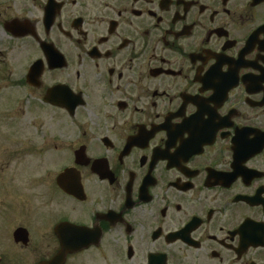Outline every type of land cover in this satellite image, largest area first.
Wrapping results in <instances>:
<instances>
[{
	"label": "flooded vegetation",
	"instance_id": "obj_1",
	"mask_svg": "<svg viewBox=\"0 0 264 264\" xmlns=\"http://www.w3.org/2000/svg\"><path fill=\"white\" fill-rule=\"evenodd\" d=\"M0 81V264H264V0H0Z\"/></svg>",
	"mask_w": 264,
	"mask_h": 264
},
{
	"label": "rangeland",
	"instance_id": "obj_2",
	"mask_svg": "<svg viewBox=\"0 0 264 264\" xmlns=\"http://www.w3.org/2000/svg\"><path fill=\"white\" fill-rule=\"evenodd\" d=\"M15 63V70L12 69L11 72L15 76L17 72L20 71V68L17 66V62L13 61ZM6 65L3 64V72H6ZM10 68V66H8ZM10 72V73H11ZM10 81V80H8ZM1 82V81H0ZM0 152L5 153H12L17 152L18 157L21 158L23 155H25L27 152L30 154L29 158L34 159V166L39 167L42 170V151H38L35 149V146L33 148L29 147V142L26 139V134L23 133L22 127L18 126H24L25 124L20 123L19 121H25L28 119L29 111L24 107L23 109L18 110L19 107L16 102V96L15 91L12 90V87L6 86L4 83H0ZM37 110H43V109H37ZM55 112V111H54ZM53 111H49L47 115L48 120L51 117V125H58L61 122H56L55 120L59 119L58 115H55ZM38 115L40 117L44 116V111H38ZM52 137L49 139V144L46 147L45 151L46 154H48V157H50L51 165H49L52 169H56L57 165L56 162L58 160V155L61 153L67 152V144L68 140L65 139L64 141L60 140L57 143H53ZM36 143H42V140L36 141ZM32 154V155H31ZM39 154L40 156H37ZM36 155V157H34ZM9 156V155H8ZM26 156V155H25ZM24 156V158H26ZM26 160V159H25ZM23 159L18 160V163L23 162V166L26 165V162ZM14 166V163L17 161H12Z\"/></svg>",
	"mask_w": 264,
	"mask_h": 264
}]
</instances>
